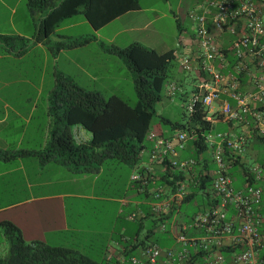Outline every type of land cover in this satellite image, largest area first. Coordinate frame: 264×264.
<instances>
[{
  "label": "crops",
  "instance_id": "1",
  "mask_svg": "<svg viewBox=\"0 0 264 264\" xmlns=\"http://www.w3.org/2000/svg\"><path fill=\"white\" fill-rule=\"evenodd\" d=\"M21 2L22 0H0V7L5 12L9 8L15 11L14 6ZM136 2V8L125 9L97 28H93L83 14L77 11L61 19L46 37L33 38V31H36L38 20L44 12L31 15L25 0L23 27L19 29L10 24L12 31L0 29V35H15L30 43L18 54L15 53L18 49L16 45L11 50L0 45V151L9 154L0 158V255L7 250L3 223L9 222L27 243L37 241L49 246L68 248L98 264H102L107 256L115 260L122 255L130 247L132 237L138 241L152 242L162 251L186 249L188 258L181 262L173 260L168 264H199L202 252L195 251L190 245L176 243L174 236L180 224L186 223L194 213L211 204L209 199L207 203L204 195L197 192V186L201 179L206 178L201 172L212 167V136L218 132L246 136L240 156L235 158L229 168L231 184L234 188L248 183L256 186L261 191V199H264V143L259 139L264 135L256 133L245 122H229L220 116L214 117L210 122L211 128L204 135L209 137L203 138L205 148L201 152L194 154L191 139L186 140L183 148L177 150L178 159L195 160V164L188 170L173 171L176 176L186 179L188 191L177 205L156 217L148 209L149 203L155 200L153 192L159 191V198L167 195L177 177L174 178L172 173L166 175L168 169L164 165L162 173L160 168L151 164L153 183L148 181L141 186L138 181H130L132 173L150 165V140L147 141L146 149L140 151L134 165L124 163L129 171L124 181L118 185L109 177L112 167L100 166L95 170L79 172L75 171L71 163H65L56 157H46L53 147L54 135L62 128L59 122L54 121L49 110V96L56 87L57 76L101 95L104 80L112 81L114 84L111 95L124 102L126 101L120 95L121 85L134 92L129 70L117 55L104 49L106 45L123 48L136 42L156 52L172 49L174 60L183 75L171 80H178L179 83H173L179 86L180 92L184 93L185 88L190 85L189 92L196 91L202 81L213 84L209 75L197 65L192 32L183 37L184 28L174 17L173 30L170 24L172 16L163 12V8L151 4L140 5L138 0ZM163 18L169 20L167 35L163 33ZM3 19L8 20L6 17ZM77 26H83V33L74 30ZM61 30L69 31L58 34ZM84 39L87 41L78 45H65ZM228 39L225 35L219 36L222 59L212 60V67L224 79L229 76L236 78L238 91L254 92L249 77L243 72L235 73L234 57L227 50ZM183 55H188L190 70L182 69L179 64ZM191 80L192 83H189ZM220 86L218 98L213 102L214 109L222 101L235 104L225 92L226 86ZM246 119H249L248 116ZM68 129L76 143L86 142L90 137V132L80 125H73ZM176 131L170 128L166 132L159 130L163 137H171ZM149 132L156 134L151 130ZM20 151L23 153L18 154ZM251 165H258L260 168L259 179H252L248 174L247 169ZM161 174L164 176L163 183L159 179ZM196 176L200 180L194 184ZM206 179L208 182V178ZM190 203V207L186 206ZM182 205H185L184 209ZM136 210V224L126 234L128 227L121 225L119 221H128L127 215ZM257 211L264 218V207H258ZM228 214L230 215V211ZM147 220L150 222L148 225L145 222ZM258 230L264 236V221ZM155 233L159 234V238L153 237ZM184 233L186 237H190L197 236L199 231L187 228ZM225 240L226 238H222L223 245L218 250L225 258L223 264H230L231 249L225 245ZM90 252H96V258L90 257ZM129 253L136 254V250L131 247ZM163 258L161 256L158 260Z\"/></svg>",
  "mask_w": 264,
  "mask_h": 264
},
{
  "label": "built area",
  "instance_id": "2",
  "mask_svg": "<svg viewBox=\"0 0 264 264\" xmlns=\"http://www.w3.org/2000/svg\"><path fill=\"white\" fill-rule=\"evenodd\" d=\"M188 17L193 22V40L196 45L197 65L209 75L213 84L202 81L198 87L201 92H193L184 103L186 113H191L195 105L205 110L204 120L211 122L220 116L229 122H245L259 135H264V0H201L195 11H189ZM225 35L227 50L234 57L235 73H245L251 82L254 92L237 90L238 80L229 76L226 79L212 67V60L222 59L219 36ZM184 70H190L188 55L179 61ZM220 85L226 86L225 92L235 104L222 101L217 109L213 102L217 100ZM179 86L173 82L166 84L165 94L170 96ZM248 116L249 119H246ZM195 136L192 130H177L171 137L148 132L146 137L151 141L148 151L150 165L135 171L129 176L130 181H138L141 186L148 181L153 183V167L163 171V165L169 170L184 172L195 164L193 158L178 159L177 150L182 149L186 140ZM208 138L209 136H204ZM210 160L211 169L201 172L208 178L207 192L211 204L194 213L186 223L178 226L174 236L176 243L190 245L195 251L202 252L199 264H223L225 258L218 250L222 238L231 249L230 264H264V236L258 230L264 221L257 211L264 207L261 191L258 187L245 184L234 188L231 184L229 168L235 158L239 157L246 142L244 134L218 132L212 136ZM252 179L260 178L258 165L247 169ZM184 177L173 180L172 189L160 197L159 191L153 192L154 201L148 205L152 216H159L177 205L187 193V182ZM199 176L193 180L199 182ZM230 211V215L228 214ZM138 211H131L127 219L135 220ZM187 228L198 230L197 236L186 237ZM130 249L136 254L120 255L115 260L109 256L102 264H168L188 258L185 248L166 249L162 251L152 242L140 243L131 238ZM134 245V246H133ZM223 245V244H222ZM127 250V249H126ZM163 256V260L158 259Z\"/></svg>",
  "mask_w": 264,
  "mask_h": 264
},
{
  "label": "trees",
  "instance_id": "3",
  "mask_svg": "<svg viewBox=\"0 0 264 264\" xmlns=\"http://www.w3.org/2000/svg\"><path fill=\"white\" fill-rule=\"evenodd\" d=\"M31 15L44 12L38 20L36 34L32 37H46L58 25L59 21L77 11L93 28H97L118 13L136 8V0H26ZM71 41L65 45L84 43ZM30 44V43H29ZM15 35H0V45L11 50L16 45V54L28 45ZM104 49L119 57L131 74L135 103L130 106L121 98L111 95L104 98L100 93L84 90L70 80L56 77V87L49 96L50 115L62 125L53 137V147L46 157H56L65 163H71L75 171L84 172L105 166L108 161L134 165L141 150L146 149L150 120L155 114L154 104L159 101L164 86L171 80L170 62L174 60L173 50L156 52L152 48L132 42L123 48L106 45ZM196 91L201 92L198 88ZM196 91L185 94V98ZM205 110L198 104L191 113H187L184 122H171V130H192L195 136L190 143L194 154L205 148L203 138L211 124L204 120ZM80 125L90 132L86 142L76 143L69 127ZM156 134L161 135V132ZM264 143V137H259ZM48 152V150H47ZM23 151L18 152L22 154ZM9 154L0 151V158ZM235 162L233 160L232 164ZM80 166V168L78 167ZM167 169V168H166ZM163 173V171H162ZM176 172L166 170V175ZM163 174L159 176L163 183ZM208 182L201 179L197 192L204 195L208 202ZM205 189V191H203ZM3 233L7 238V250L0 255V264H98L83 255L59 246H49L42 242H25L17 228L9 222L3 223ZM142 243L143 241H139ZM134 246V245H133ZM130 249L125 250L127 255Z\"/></svg>",
  "mask_w": 264,
  "mask_h": 264
},
{
  "label": "rangeland",
  "instance_id": "4",
  "mask_svg": "<svg viewBox=\"0 0 264 264\" xmlns=\"http://www.w3.org/2000/svg\"><path fill=\"white\" fill-rule=\"evenodd\" d=\"M201 0H138V3L140 5H147L151 4L158 8H163V12L168 14L170 17V24L172 25L173 30H175V21L174 17L178 20V23L184 28L185 33L183 34V37H187L191 32H193V22L188 17V12L196 9V6L199 4ZM25 0H22L20 4L17 6H14L15 11H11V8L4 11V9H1L0 7V29H5V31H12L11 25H14L16 28L23 27L24 22L22 21L23 12H25ZM173 13V15H172ZM8 19L7 21H4L3 18ZM169 28V20L163 18V33L167 35ZM74 30L83 33L84 28L83 26H77L74 28ZM69 30H61L58 32V34H65ZM36 34V31H33L34 35ZM11 35V34H9ZM52 38V37H50ZM169 74L171 76V79H175L183 75V72L181 71L180 67L178 66V63L173 60L170 62L169 65ZM174 81L177 83L178 80H169ZM193 80L189 81V83H192ZM114 84V82L109 80H104V88H101L102 96L104 98H107L111 96V87ZM117 85V84H116ZM166 85L163 88L162 96L159 101L155 102L154 104V110L155 114L150 120V126L149 130H151L154 133L159 132V130L163 131H169V124L166 122H163L160 117L166 118L171 122H184L186 118V111L184 110V102L186 101L185 94L189 93L190 86H187L185 89L186 91L183 93L180 91H174L171 96L164 95ZM120 95L123 97V99L126 101V103L130 106L134 105L135 103V95L132 90L129 91V89L125 88L123 85H121V92ZM113 168L110 174V178L113 179L114 184L117 183L121 184L122 181H124L126 177V173H128V167L121 162H114V161H108L105 165V168ZM233 185H235V182H233ZM191 203L186 205L190 207ZM182 209H184L185 205L181 206ZM146 225L150 223L148 220L145 221ZM119 223L121 225L124 224V226L128 227L126 234H128L130 227L136 224V220L134 221H123L120 219ZM155 226V225H153ZM154 238H159V234L155 233L153 236ZM88 255L92 258H96V252H90Z\"/></svg>",
  "mask_w": 264,
  "mask_h": 264
}]
</instances>
